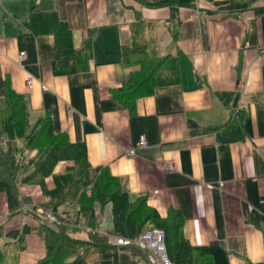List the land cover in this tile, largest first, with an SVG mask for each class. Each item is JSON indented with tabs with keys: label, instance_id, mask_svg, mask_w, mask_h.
<instances>
[{
	"label": "crops",
	"instance_id": "obj_1",
	"mask_svg": "<svg viewBox=\"0 0 264 264\" xmlns=\"http://www.w3.org/2000/svg\"><path fill=\"white\" fill-rule=\"evenodd\" d=\"M32 8L56 12L77 47L91 31L87 70L53 72L54 36L30 34L24 25ZM6 13L11 18L0 23V96L8 77L28 99L30 126L49 114L54 133L66 132L72 142L84 143L90 182L107 167L131 198L145 195L161 216L177 211L185 237L206 246L213 264H264V0H198L194 7L157 8L137 0H22L18 14ZM140 20L149 53L171 55L176 70L170 64L159 69L154 92L137 98L129 111L111 90L138 67L121 60V48L129 42L130 25ZM237 113L241 139L223 141L207 129ZM141 134L146 147L135 146ZM168 161L172 171L165 169ZM62 162L64 172L72 162ZM51 182L48 189L53 177ZM41 194L40 202L45 200ZM26 197L23 205H35ZM106 207L111 214L110 204ZM96 208L103 220L100 232L106 233L112 221L104 228L107 216ZM18 211L10 213L6 194L0 193V249L5 252L0 264H34L46 252L35 232L22 236L23 247L7 235L22 228ZM26 223L42 221L27 215ZM115 246V255H103L110 260L106 264H149L144 249Z\"/></svg>",
	"mask_w": 264,
	"mask_h": 264
},
{
	"label": "trees",
	"instance_id": "obj_2",
	"mask_svg": "<svg viewBox=\"0 0 264 264\" xmlns=\"http://www.w3.org/2000/svg\"><path fill=\"white\" fill-rule=\"evenodd\" d=\"M150 8L163 6L194 7L198 0H137ZM251 4L257 0H227ZM30 34H52L55 38L56 57L52 62L55 74H70L89 68L92 54V34L77 47L74 45L71 29L56 12H43L32 8L24 22ZM129 42L122 45L121 60L128 66H138L122 86L112 89L113 99L133 110L137 98L154 92L155 75L163 66L175 62L171 55L155 56L147 50L144 21L130 25ZM173 62V64H171ZM0 96V193H5L10 213L17 212L22 202L19 188L23 185H39L45 197L39 206L58 216L59 224L47 221L36 226L24 224L22 228L11 230L8 236L21 242L29 232L37 233L46 243V252L34 264H106L110 260L104 254L115 255L117 236L134 238L147 228H160L165 233L167 257L172 264H213L206 246L192 245L183 233V219L172 210L161 216L149 205L145 195L131 198L107 167L99 168L96 178L90 182L89 162L83 142H72L66 132L54 133L49 114L39 118L33 126L29 121V103L25 95L17 93L8 77L3 82ZM242 115L223 125L209 127L223 141H231L244 136L240 125ZM26 151L19 160L18 154ZM34 151L32 156L28 153ZM60 161H70L63 173H54ZM53 177L54 186L46 187L45 179ZM110 204L112 224L106 233H101V219L96 215V207L104 209ZM61 208L62 212H58ZM79 224L80 226H76ZM75 228L86 235L75 237L67 232V227ZM1 231V228H0ZM19 247H23L20 243ZM5 252L0 249V261ZM16 264V263H15Z\"/></svg>",
	"mask_w": 264,
	"mask_h": 264
},
{
	"label": "built area",
	"instance_id": "obj_3",
	"mask_svg": "<svg viewBox=\"0 0 264 264\" xmlns=\"http://www.w3.org/2000/svg\"><path fill=\"white\" fill-rule=\"evenodd\" d=\"M24 54V51L20 52L19 55L22 56ZM27 85L29 87L32 86V77L29 75L27 78ZM0 143L2 145H5V139L2 138ZM136 147H146L147 146V140L144 135H139L138 140L136 142ZM26 151H22L17 156L19 160H21L24 156ZM129 154L133 153V150L128 152ZM165 169L167 171H172L174 169V165L172 161H168L165 163ZM155 191L154 193H156ZM21 217L18 220V223L22 227L24 224V221L26 219L27 215L36 217L39 221H47L51 224H59L60 221L58 219V216L53 213L50 210L44 209L42 207L35 208L34 206L31 207L27 204H24L21 208ZM43 218V219H42ZM103 221V220H102ZM101 221V222H102ZM44 222V221H43ZM76 226H80L79 224H76ZM100 231V229L98 230ZM115 243L117 245H123V246H137L139 248H142L146 252L147 256V262L149 264H172L170 260L167 257L166 253V245H165V233L160 228H147L145 229L141 234H139L137 237L130 238V237H123V236H117L115 238Z\"/></svg>",
	"mask_w": 264,
	"mask_h": 264
},
{
	"label": "rangeland",
	"instance_id": "obj_4",
	"mask_svg": "<svg viewBox=\"0 0 264 264\" xmlns=\"http://www.w3.org/2000/svg\"><path fill=\"white\" fill-rule=\"evenodd\" d=\"M21 6H22V0H0V23H2L6 19H10L11 18L10 14L8 15V13H6V11L10 12L11 14H13L12 12L15 11L16 14H18L20 12V10H21ZM2 7H4L5 11L2 10ZM63 165H64V162H62V161L58 163V165L55 168V172L57 174L63 173ZM51 181H52V176H49L48 179L46 180V184L52 183ZM26 196L29 197L31 199V201L35 204L33 206L35 208H38L39 207V203H40V201L42 199L41 187L39 185H32V184L31 185H23V186H21L19 188V198H20V200H21L22 197H26ZM38 196L40 197V200H39ZM33 206H31V207H33ZM18 212L19 211L15 212V213H18ZM20 212H21V209H20ZM104 214L107 216V220L105 222V227H104V228H106V226L109 225L111 223V221H112V217H111V214H110L109 207L108 208L106 207L104 209ZM43 221H45V220H43ZM81 230L82 229H80L79 233H78V231H76L75 228H72L70 226L67 227V232L69 234L74 235L75 237L84 238L86 235Z\"/></svg>",
	"mask_w": 264,
	"mask_h": 264
}]
</instances>
